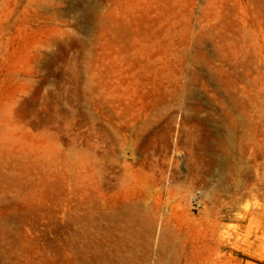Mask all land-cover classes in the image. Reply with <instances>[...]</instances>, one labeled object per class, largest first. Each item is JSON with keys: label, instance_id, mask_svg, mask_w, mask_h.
Returning a JSON list of instances; mask_svg holds the SVG:
<instances>
[{"label": "rangeland", "instance_id": "1", "mask_svg": "<svg viewBox=\"0 0 264 264\" xmlns=\"http://www.w3.org/2000/svg\"><path fill=\"white\" fill-rule=\"evenodd\" d=\"M0 264H264V0H0Z\"/></svg>", "mask_w": 264, "mask_h": 264}]
</instances>
